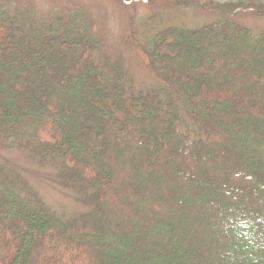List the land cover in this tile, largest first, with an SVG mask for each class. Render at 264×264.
<instances>
[{"label":"trees","instance_id":"16d2710c","mask_svg":"<svg viewBox=\"0 0 264 264\" xmlns=\"http://www.w3.org/2000/svg\"><path fill=\"white\" fill-rule=\"evenodd\" d=\"M13 1L0 0V102L16 99L0 108V147L25 148L39 165L60 164L63 184L84 189L88 210L58 215L0 162V264H137L134 257L138 264H264V111L241 109L242 93L224 109L237 97L233 83L210 92L202 86L210 70L224 82L242 66L243 75L260 78L236 74L233 82L264 100V34L236 20L264 17V0H119L220 15L142 43L134 38L156 81L145 90L127 86L119 65L94 61L98 40L82 12L39 19ZM180 57L182 77L167 71ZM117 143L133 149L141 174L158 162L178 177L158 184L177 210L154 209V185L131 181L134 204L148 209L126 218L112 212L115 184H122L114 171L127 158L115 152Z\"/></svg>","mask_w":264,"mask_h":264},{"label":"rangeland","instance_id":"374dc122","mask_svg":"<svg viewBox=\"0 0 264 264\" xmlns=\"http://www.w3.org/2000/svg\"><path fill=\"white\" fill-rule=\"evenodd\" d=\"M13 2L16 7L27 6L39 19L46 18L56 11L77 10L82 12L87 22L91 24L98 40V48L93 54L94 61L101 67H109L113 64L119 65L124 73L126 85H131L135 90L156 87V81L148 72L142 58L136 54L133 47L134 38L142 43V37L149 38L158 31L171 26L197 28L217 21L220 18V15L216 12L198 8L152 10L150 4H126L119 0H15ZM157 4H160V2ZM236 20L248 28L252 34H264V17L243 14L236 16ZM169 63L167 71L182 77L176 71V68L181 63H184L183 57L171 60ZM237 69L236 74L245 79L244 77L247 75H243V72H241L245 68L240 66ZM210 71L212 77L202 81V86L207 92L219 86H226V82V84L233 83L235 85L236 90L234 89L235 93L233 94L242 93L244 94L243 96L246 95V100L242 99L240 102V95L238 96L237 94V97L229 96L228 103L224 105V109L229 110L230 105L236 106L239 102L241 109L248 108L251 104H256L258 108L264 111V100H259V98L253 96L252 90L247 89L246 85L240 84L236 86L235 82H233V80L239 78L234 76L236 74L229 76L225 73V81L223 82L222 76L220 77L218 72ZM246 78L253 81L254 78L258 79L260 77H258L257 73L254 78L250 75ZM262 94L264 95V91H260L261 96ZM15 101L16 99L11 96L7 100L0 102V108H6ZM24 149L5 150L0 147V162L6 163L7 161L22 180L27 183L28 188L35 191L42 202L58 215L70 217L88 210V206L84 204L82 199L84 189L74 184H63L60 177V164L54 162L39 165L30 158V152ZM114 149L117 154L123 153V156H127L126 159H119L121 170L114 171L119 178L118 180L122 181L120 185L118 183L115 184L114 188L115 196L118 197L112 207V212L115 215H124L125 218L129 214L138 216V211L148 209L145 203L134 204L137 190L134 188L136 186L131 188L129 185L131 181L139 185L148 182L154 185L153 187L156 190V197L152 199L154 209L164 210L165 213L172 209L177 210L176 200L170 198V201H166L161 195L162 191H160L159 185L164 184L167 179L176 182L178 177L175 175L168 176L163 171L164 166L158 162H155L154 166H150L151 174H146V171H144L145 174H141L134 168L136 161H132L133 159L135 160V157L131 147L123 144L118 146L117 143ZM175 155L172 153L171 157H175ZM110 158H112V154H110ZM203 158L205 157H201V159ZM154 168L155 171L153 172ZM166 193L171 196V191H166ZM179 254L181 255L180 252ZM96 256L97 258L99 257L98 253H96ZM99 260L100 258H98V262ZM130 260L138 264L136 257L130 258ZM192 264L197 263L194 262Z\"/></svg>","mask_w":264,"mask_h":264}]
</instances>
